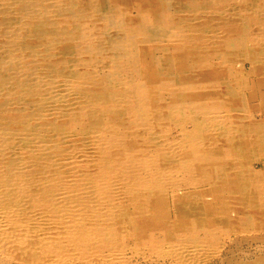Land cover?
<instances>
[{"label": "bare ground", "instance_id": "obj_1", "mask_svg": "<svg viewBox=\"0 0 264 264\" xmlns=\"http://www.w3.org/2000/svg\"><path fill=\"white\" fill-rule=\"evenodd\" d=\"M260 232L264 0H0V264H264Z\"/></svg>", "mask_w": 264, "mask_h": 264}, {"label": "rangeland", "instance_id": "obj_2", "mask_svg": "<svg viewBox=\"0 0 264 264\" xmlns=\"http://www.w3.org/2000/svg\"><path fill=\"white\" fill-rule=\"evenodd\" d=\"M174 133V132H173ZM248 238V239H247ZM243 240V242H242ZM241 242V250L242 251H249V252H255L257 254H263L264 255V232H260V234H257L256 238L254 239L252 235H243L240 236L239 243ZM246 253V252H245ZM242 253L239 255L238 259H247L246 254ZM237 251L235 252L234 257H237ZM143 264H164L162 262V259L160 261L150 259L148 261L142 260ZM211 264H221L218 259L215 258L214 261H212Z\"/></svg>", "mask_w": 264, "mask_h": 264}]
</instances>
